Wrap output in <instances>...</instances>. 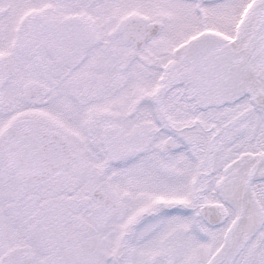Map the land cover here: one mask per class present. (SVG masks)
<instances>
[{
  "label": "snow or ice",
  "instance_id": "1",
  "mask_svg": "<svg viewBox=\"0 0 264 264\" xmlns=\"http://www.w3.org/2000/svg\"><path fill=\"white\" fill-rule=\"evenodd\" d=\"M0 264H264V0H0Z\"/></svg>",
  "mask_w": 264,
  "mask_h": 264
}]
</instances>
